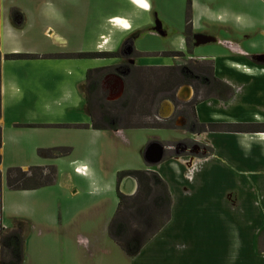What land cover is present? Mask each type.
Listing matches in <instances>:
<instances>
[{"label": "crops", "instance_id": "obj_1", "mask_svg": "<svg viewBox=\"0 0 264 264\" xmlns=\"http://www.w3.org/2000/svg\"><path fill=\"white\" fill-rule=\"evenodd\" d=\"M97 1L100 7L103 3L107 4L108 12L94 13V16L101 19L91 28L87 41H80L78 48H67L63 54H118L128 39L132 40V48L136 51L135 41L156 35L151 29L156 17L153 14L156 11L153 0H143L145 11L134 6L132 0ZM195 9L190 6V27L201 41L193 47L192 57L199 62L209 63L212 78L229 89L226 96L198 100L194 107L197 124L264 126V55L258 56L251 51L252 46L262 48L264 53V44L250 41L255 36L264 40V18L259 20L254 15L241 18L233 13H214L210 10L200 13L197 5ZM47 15L50 17L53 14ZM162 16L163 20L159 18V23L172 29V34L182 31L186 22L179 29V23H171L165 15ZM40 17L45 18L46 15L38 7L31 6V10H24L23 7L11 5L2 12L0 8V125L9 113H12L11 116L18 115L19 108H24L25 112H21L25 114L24 123L15 122L12 126L11 138L14 142L20 136L18 133L29 135L38 127L35 125L41 124L44 127L41 129L46 130L42 133L43 141H46L48 135L57 144L67 139L85 141V144L82 147L83 154L79 157L71 158L69 154L54 160L43 159L47 162L39 163L38 166L42 167H57L53 186L19 193L38 194L46 189L58 191L57 195L62 200L60 211L66 217L70 211L76 212L83 207L81 201L72 200L78 193L73 190L82 194L87 191L91 200L88 204L86 199V203L93 206V212L82 227H94L99 221L97 224L101 223L104 228L100 231L104 239L117 252L119 246L108 235L111 219L119 205L117 175L132 171L153 173L168 194V219L136 255H126L129 262L264 264V252H259L257 245V234L264 231V132L240 134L201 130L193 134L185 132L176 124L173 128L161 129L140 127L125 131L122 128L92 130L83 97L86 74L93 68L91 71L98 70V75H102L109 68L115 67L120 58L104 59L110 61L104 67H91L86 60L75 56L65 57L52 60L50 65L58 71L60 77H32L31 74L20 77L12 68L22 62L3 61V58L8 54L22 52V36L27 34L29 18L36 20ZM115 19L125 20L131 30L122 32L111 25ZM50 28L47 26L43 29L42 35L46 40ZM156 36L161 45L165 44L167 39ZM249 41L250 46L247 45ZM169 44L179 50L183 48L181 37H174ZM205 46L207 54H200ZM35 64L28 61L23 63L31 68H35ZM102 77L104 92L112 93L113 97L122 96L123 91L119 92L121 81L117 75L107 74ZM188 91L186 95L179 91L177 98L181 101L191 100V91ZM118 99L111 101L116 102ZM161 110L163 119L171 113L169 104L161 106ZM195 137L211 150L209 156L179 157L171 154L170 150L164 151L163 145L170 148L176 141L188 138L194 140ZM102 140L107 142V149L101 151L98 144ZM152 144L163 147V158L155 166L148 165L143 159L144 152ZM2 147L1 141V154ZM125 154L130 159L124 164H114L113 168L109 166L106 171H102L101 161L109 158L111 164L115 158L120 155L125 157ZM0 219L3 228L9 229L3 223L2 207ZM27 222L28 228L33 230L34 226ZM37 225L43 229V237L50 233L48 226ZM53 226L56 228L55 224ZM91 244L93 242L87 241L86 247L90 248ZM46 253L38 251L29 254L24 250L22 264H46ZM89 253L98 259H105V256L109 259L113 255L112 251L103 252L98 247Z\"/></svg>", "mask_w": 264, "mask_h": 264}, {"label": "rangeland", "instance_id": "obj_2", "mask_svg": "<svg viewBox=\"0 0 264 264\" xmlns=\"http://www.w3.org/2000/svg\"><path fill=\"white\" fill-rule=\"evenodd\" d=\"M132 2L140 11H145L146 5L143 0H132ZM153 3L156 7V11L153 12L156 17L153 20L160 22L163 14L169 22L179 23V29L191 13L189 12V7L192 6L195 9L196 5L200 13L210 10L214 13H233L241 18L247 15H254L259 20L264 18V0H153ZM11 5L23 7L24 10H31V6L34 8L38 7V9L42 8L46 15L45 18L40 17L36 20L35 18H29L26 28L27 34L22 36L24 38L23 47L20 49L22 52L8 54L28 55L32 58L24 60H5L3 58V61L22 62L21 65L12 68L20 77H25L29 74L32 77H60L57 74L58 71L50 67L52 60L76 56L63 53L67 51V48H78L80 41H87L91 28L97 20L101 19L94 16V13L97 15L100 12H108L107 4L103 3L100 7V3L97 0H0L1 12L6 11L8 6ZM50 13L53 15L49 17L47 14ZM110 24L122 32L131 30L125 20L115 19ZM47 26L51 28L48 30L50 33L46 36L48 37L46 40L42 32ZM153 26H156V22H154ZM166 28L160 23V28L156 26L155 30L153 29L152 31L158 36H164L167 39L165 44L161 45V41L156 35L135 41L136 51L133 50L130 58H122L121 53L123 51L121 50L120 54L118 53L120 60L116 62L118 64L114 62L116 64L115 67L109 68L102 75H98V73L92 74L94 89L89 91L85 87L83 90L84 105L91 118V124L99 127H109L114 130L122 128L123 131L140 127L173 128V125L176 124L185 132H192L190 128L188 129L190 126L187 125L188 122L185 118L187 115L189 121H192V112L188 106L191 101L185 102L182 100L183 102H179L180 100L177 101L174 97H177L181 88V77L179 76L183 75L186 77L187 75L182 72V68H188L187 70H189L191 67L196 68L198 74L210 77V67L203 62H198L196 65L194 59L188 60L187 53L189 51L184 53L185 56L173 59L174 56H178L177 52L180 50L169 43L174 37H181L182 31L172 34V29ZM173 29L177 30V28ZM186 39L188 40V38ZM250 41L251 43L255 42V44H264L263 38L259 36L253 37ZM250 41L247 44L248 46L251 45ZM188 46L190 48V44ZM251 48V51L255 52L253 54L264 55L262 48L252 46ZM164 50L167 51L166 54L162 53ZM205 51H207L206 46L200 50V54H207ZM80 59L88 61V66L91 67H104L110 64L109 60L104 59ZM26 61L36 63L35 68L23 65ZM60 73L62 74L61 71ZM120 73H123L124 76ZM107 74L117 75V78L121 81L119 92L122 93L123 91V93L116 102L111 100L118 97V95L113 97L111 96L112 93L108 94L102 90V76ZM192 80V89L197 92L196 100L206 97H223L228 94V91L225 94L224 87V89L215 87V89L206 90V85L200 81L202 79L198 81L197 79ZM164 104L170 105L171 113H168L170 115H166L167 117L163 119L161 116L164 114L161 106ZM21 112H25L24 108H19L18 115L11 116L12 113H9L7 118L2 121L3 124L0 125L2 128L0 149L1 141L3 142L2 154L0 150V213L2 207L3 223L7 224L10 229L14 219L29 221L34 228L33 230L28 228L24 250L29 254L47 251L44 255L47 257L45 260L46 264H132L125 253L120 249L115 252L104 239L103 234L100 232L104 228L101 223L97 224L99 221L95 223L94 227H82V224L89 221V215L93 212L91 209L93 206L88 205L91 199H89L87 191L82 194L78 190H73L78 193L73 197V193L71 194L72 200L81 201L83 207L76 212L70 211L65 217L64 213L60 211L62 200L60 201V195H57L59 194L58 191L46 189L38 194L36 192L23 194L11 192L7 189L5 182L7 169L17 167L27 171L30 167H42V165L38 166L39 163L44 164L47 162L38 156V149L68 148L71 149L69 152L71 158H74L83 154L82 147L85 144V141L74 142L68 139L62 144H57L54 143L55 139L52 136L48 137V135L46 141H43L42 133H45L46 130L41 129L44 128L41 124L35 125L38 127H35V130L29 135L18 133L20 136L14 142L11 138L12 126L15 122L24 123L25 120V114ZM196 132L193 131L192 133L195 134ZM196 139L198 138L196 137ZM188 142L189 138L188 141L186 139L176 141L173 145L175 147L180 144L185 145ZM191 143L193 142L187 145ZM106 145L107 142L102 140L98 144V149L101 151L103 148L107 149ZM35 146L41 147L36 148ZM120 149L123 148L121 147ZM126 154L125 157L123 155L118 156L111 164L108 161L111 160L109 158L101 161L102 171H106L109 166L113 168L114 164H124L130 159ZM157 182V180L152 182L149 188H146L147 185H142L139 188L137 183L136 193L131 197L123 196V199L119 201V212L117 214L116 211L110 224L114 218H117L127 237H133L135 241L145 242L150 240L168 219L163 193L160 187L157 186ZM1 193L3 194L2 200ZM34 222L48 226L51 229L50 233L43 237L41 232L43 229ZM53 224H55L56 228ZM0 227L5 229L1 224V219ZM87 241L93 242L90 245L91 249L86 247ZM257 245L258 251L264 252V231L257 234ZM96 247L103 252L112 251V257L109 259L106 256L105 259L93 257L89 251H94ZM3 256L0 249V261L3 260Z\"/></svg>", "mask_w": 264, "mask_h": 264}, {"label": "trees", "instance_id": "obj_3", "mask_svg": "<svg viewBox=\"0 0 264 264\" xmlns=\"http://www.w3.org/2000/svg\"><path fill=\"white\" fill-rule=\"evenodd\" d=\"M118 54L108 53H88L76 55V58H87V59H114ZM32 58L28 55H6L5 60H24ZM99 71H88L86 74V88L91 91L94 89V80L92 74L98 73ZM224 87V86H223ZM225 88V87H224ZM92 130L105 131L114 130L109 127H99L94 124L91 125ZM153 129H161V127H150ZM200 130H208L210 132H225V133H260L264 132V126H253V125H200ZM70 149L68 148H51V149H38L37 154L41 159L54 160L64 158L69 155ZM124 176H133L139 181V188L142 185H147L146 188L150 187V184L157 180V186L160 187L165 207L168 212V194L163 187V184L153 173L144 171H132V172H121L117 175L119 181ZM57 170L54 166L47 167H30L27 171H23L20 168L13 167L6 170L5 182L6 187L12 192L21 191H35L42 188L53 186L56 182ZM119 201L123 199V196L118 194ZM120 206L118 205L117 214ZM168 214V213H167ZM29 224L26 220L14 219L12 221V227L10 229H2L0 227V249L3 253V260L0 264H22L24 259V241L28 231ZM108 235L115 242L119 248L129 257L136 255L139 250L146 244L147 240L140 241L126 236V232L122 225L114 218L108 229ZM135 238V237H134Z\"/></svg>", "mask_w": 264, "mask_h": 264}, {"label": "flooded vegetation", "instance_id": "obj_4", "mask_svg": "<svg viewBox=\"0 0 264 264\" xmlns=\"http://www.w3.org/2000/svg\"><path fill=\"white\" fill-rule=\"evenodd\" d=\"M189 12H191V10H190V7H189ZM156 22V26H157V28H160V23L158 22V21H155ZM186 23H185V25H184V27H183V29H182V32H181V34H182V36H181V38H182V42H183V48H184V50H180V51H178L177 53H178V56H174L173 57V59H177V58H181L182 56H185L184 55V53L185 52H187V51H189L187 54H188V56H187V58H188V60H190V59H194L193 57H192V53H193V47H195V45L196 44H198V42L199 41H201L200 39H198V37H195V34L194 33H192V31H191V27H190V14H189V17L187 18V20L185 21ZM156 26H153L151 29H155V27ZM129 32V31H128ZM154 33V32H153ZM157 35V34H156ZM159 37H161V38H165L164 36H162V35H159ZM184 37H186V38H188V40L190 41H188L186 38H184ZM202 39V38H201ZM131 42H132V40L131 39H128L127 41H126V43L123 45V49H122V51H123V53H121V55H122V58H124V59H128V58H130L131 57V55L133 54V48H132V44H131ZM190 44V48H189V45ZM130 50V53L127 55V53H128V51ZM162 53L163 54H166L167 53V51L166 50H164V51H162ZM120 54V53H119ZM163 59H169V58H163ZM195 60V64L197 65L198 64V60H196V59H194ZM259 60H261V59H259ZM203 63H206V64H208L209 65V67H210V70H209V72H210V77H205V76H203V75H201V74H198L197 73V70H196V68H189V70H187L186 68H182V72H184L185 73V75H187L186 77L185 76H183V75H180L179 77H181V82H180V89H179V91L181 92V91H183V95H186L187 93H188V90H190L191 91V95H192V98H191V100H189V101H191L190 103H189V107H190V109H191V112H192V121H189V119L187 118V115L185 116V118L187 119V122H188V126H190V127H188V129L190 128V130L193 132H196L197 130H198V132H200L201 130L199 129V124H197V121H196V118H195V114H194V107L198 104V100H196V98H195V96H197V92H195V90H193L192 89V84H193V80L192 79H197V81L198 80H200V79H202V80H200L202 83H204V85H206V87H205V89L206 90H210V89H215V87L217 88H219V87H221L222 89H224L223 88V86L225 87V93H226V91H229V89H228V87L226 86V85H224V84H222V83H218V82H216L213 78H212V74H211V65L209 64V63H207V62H203ZM120 74H123V73H120ZM123 76H124V74H123ZM214 87V88H213ZM175 97V99L177 100V101H179V99L176 97V96H174ZM179 102H183V101H179ZM185 102H188V101H185ZM192 127V128H191ZM189 131V130H188ZM197 132V133H198ZM196 133V134H197ZM188 141V140H187ZM190 142H193V143H191L190 145H187V144H189ZM185 143V145H179V146H173V147H165L164 145H163V147L165 148V150L164 151H172L171 152V154H175V155H177V156H179V157H194V158H202V157H204V156H209V154L211 153V150L210 149H207L206 148V146H204V145H202L200 142H198V140L196 139V137L194 138V140L193 139H189V142L188 143ZM186 149V150H185ZM183 150H185V151H183ZM167 153V152H166ZM165 153V154H166ZM185 154V155H184ZM125 177H128V176H124V177H122L120 180H119V185H120V183H121V181L125 178ZM129 177H132V178H134L133 176H129ZM135 179V178H134ZM136 180V182L138 183V185H139V181L137 180V179H135ZM140 187V186H139ZM119 188V187H118ZM120 194V193H119ZM121 195V194H120ZM123 196V195H122Z\"/></svg>", "mask_w": 264, "mask_h": 264}, {"label": "water", "instance_id": "obj_5", "mask_svg": "<svg viewBox=\"0 0 264 264\" xmlns=\"http://www.w3.org/2000/svg\"><path fill=\"white\" fill-rule=\"evenodd\" d=\"M129 53H130V50L128 51L127 55ZM120 96L121 95H119L115 99H118ZM162 158H163V147H161L158 144L149 145V147L147 148V150L143 154L144 161L150 166L158 165L161 162ZM122 187H123V190H124L123 192H122ZM118 190H119V193L121 195L131 197V196H133L136 193L137 182L132 177H129V176L125 177L121 181Z\"/></svg>", "mask_w": 264, "mask_h": 264}, {"label": "bare ground", "instance_id": "obj_6", "mask_svg": "<svg viewBox=\"0 0 264 264\" xmlns=\"http://www.w3.org/2000/svg\"><path fill=\"white\" fill-rule=\"evenodd\" d=\"M188 94H189V91H188ZM124 190H123V187H122V192H123Z\"/></svg>", "mask_w": 264, "mask_h": 264}]
</instances>
